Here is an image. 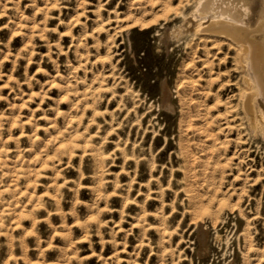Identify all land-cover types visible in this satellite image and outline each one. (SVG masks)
Returning a JSON list of instances; mask_svg holds the SVG:
<instances>
[{
    "label": "rangeland",
    "instance_id": "rangeland-1",
    "mask_svg": "<svg viewBox=\"0 0 264 264\" xmlns=\"http://www.w3.org/2000/svg\"><path fill=\"white\" fill-rule=\"evenodd\" d=\"M186 3L0 0V264H264L236 43L169 38Z\"/></svg>",
    "mask_w": 264,
    "mask_h": 264
},
{
    "label": "bare ground",
    "instance_id": "bare-ground-1",
    "mask_svg": "<svg viewBox=\"0 0 264 264\" xmlns=\"http://www.w3.org/2000/svg\"><path fill=\"white\" fill-rule=\"evenodd\" d=\"M180 9V17L172 25L169 38H176L186 32L209 31L222 34L236 43V65L240 69L243 90L239 98L240 109L247 118L249 129L264 140V0H187ZM170 94L169 85H163V106L172 110ZM203 229L202 242L207 238V230ZM204 244L206 250L207 244Z\"/></svg>",
    "mask_w": 264,
    "mask_h": 264
}]
</instances>
